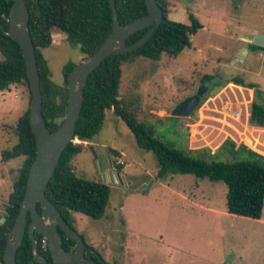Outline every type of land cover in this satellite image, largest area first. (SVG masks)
<instances>
[{"label": "rangeland", "instance_id": "obj_1", "mask_svg": "<svg viewBox=\"0 0 264 264\" xmlns=\"http://www.w3.org/2000/svg\"><path fill=\"white\" fill-rule=\"evenodd\" d=\"M166 1L170 20L188 24L192 14L202 28L192 36V47L175 58L125 62L119 99L155 137L176 148L174 131L182 146L194 153L208 150L220 155L218 149L230 139L264 156V129L248 123L253 90L231 82L240 77L264 92V51L247 42L264 33V0ZM51 38L52 45L40 53L51 82L65 89V65L84 58L60 32L53 31ZM207 81L197 109L187 118L173 119V108ZM30 99L25 84L0 92V154L15 145L6 128L26 112ZM79 144L83 150L71 160L74 173L108 185L110 193L101 219L73 212L72 222L106 264H264V210L260 220L228 214L222 181L181 174L157 178L155 155L137 146L112 110L105 111L94 138ZM119 157L124 162L120 171L115 164ZM225 158L221 154L219 160ZM23 160L4 163L0 155V219ZM142 186L145 189L139 190Z\"/></svg>", "mask_w": 264, "mask_h": 264}, {"label": "trees", "instance_id": "obj_2", "mask_svg": "<svg viewBox=\"0 0 264 264\" xmlns=\"http://www.w3.org/2000/svg\"><path fill=\"white\" fill-rule=\"evenodd\" d=\"M164 18L160 27L151 38L133 52L111 55L92 72L83 92V105L75 127V137L90 142L101 129L105 111L112 110L129 129L137 146L152 152L157 159V178L166 174L194 175L199 179L222 181L227 187L226 211L230 215L260 220L264 210V156L253 152L246 146L227 139L218 149L220 155L210 151L191 152L182 146L180 135L176 148L155 137L153 130L143 121H138L119 99L122 66L131 58H145L158 61L162 55L175 58L185 49L192 47L191 38L202 28L198 19L190 14L188 24L168 18L167 1L157 0ZM29 12L28 28L35 48L42 94V116L51 133L63 121L67 108V88L55 86L50 80L47 64L40 50L52 45L51 34L58 31L65 36L71 48L79 50L83 58L92 56L105 41L112 30L113 14L109 0H25ZM12 3L0 0V25L8 29V17ZM118 22L121 26L135 21L147 14L145 0H114ZM148 28L128 37L127 45L138 41ZM254 50L264 48L249 45ZM0 92L9 90L13 85L25 84L29 80L23 53L19 44L0 30ZM75 63H68L63 69L65 84ZM232 83L253 90L254 99L249 109V125L264 129V92L255 84H246L240 77H233ZM30 93V90H29ZM31 96V94H30ZM29 108L20 116L15 125H8V132L16 139L11 150L1 152V160L23 157L18 176L12 185L5 207L4 222L0 224V264L8 235L17 218L25 193L30 166L35 160L37 146L28 123ZM179 120V118H173ZM177 124V123H176ZM175 124V125H176ZM174 125V128H175ZM179 143V144H178ZM82 144L70 143L63 151L57 168L51 177L45 196L60 212L69 225L71 213H81L93 220L104 216L109 199L110 187L106 184L88 181L76 176L71 160L81 153ZM112 153L119 155L116 151ZM221 154L226 157L220 161ZM223 157V156H222ZM117 166V170H121ZM42 235L37 236L39 255L53 264L47 246L42 247ZM74 241L64 239L63 248L69 250ZM86 257L104 263L103 258L88 245ZM17 264H40L34 259L31 242L27 235L16 253Z\"/></svg>", "mask_w": 264, "mask_h": 264}, {"label": "water", "instance_id": "obj_3", "mask_svg": "<svg viewBox=\"0 0 264 264\" xmlns=\"http://www.w3.org/2000/svg\"><path fill=\"white\" fill-rule=\"evenodd\" d=\"M6 2L12 3L8 17V29L4 30L0 25V30L17 42L23 53L31 94L28 123L35 137L37 154L28 172L25 193L17 218L8 235L3 256L4 264H17L16 253L22 244L26 228L37 263L48 264L39 255L34 232L39 233L46 240L54 264H98L85 258L84 254L87 249L85 241L76 230L63 220L60 212L46 198L45 192L63 151L75 138V127L80 117L83 92L89 75L109 56L133 52L142 47L160 27L164 18L163 11L157 0H145L147 14L125 26H121L118 22L114 0H109L113 14L112 30L92 56L84 58L74 66L67 79V108L63 121L55 131L50 133L41 113L40 76L35 48L28 28L29 12L25 0H6ZM146 28L148 30L138 41L127 45L126 40L129 36ZM247 42L264 48V33L256 34L251 41ZM243 51L247 53L246 49ZM206 91L205 85L200 86L194 95L185 98L173 108L170 113L171 117H189L199 106ZM117 177L119 178V175ZM103 180L104 183L107 182L104 175ZM143 189L145 186L139 190ZM28 214L31 220L27 225ZM4 220L1 218L0 224ZM58 227L64 231L67 239L74 241L75 244L71 251L63 249V240L58 233Z\"/></svg>", "mask_w": 264, "mask_h": 264}, {"label": "flooded vegetation", "instance_id": "obj_4", "mask_svg": "<svg viewBox=\"0 0 264 264\" xmlns=\"http://www.w3.org/2000/svg\"><path fill=\"white\" fill-rule=\"evenodd\" d=\"M207 84H209V81H207V82H205L203 85H207ZM202 86V85H201ZM200 87V86H199ZM38 211L40 212V207H39V205H38ZM4 218V217H3ZM30 220H31V218H30V215L28 214V216H27V225L29 224V222H30ZM64 220V219H63ZM67 223V222H66ZM68 224V223H67ZM69 225V224H68ZM70 227H72L74 230H75V227L73 226V222H72V224L71 225H69ZM57 230H58V233L61 235V237H62V240H63V243H64V239H67L66 238V236H65V233H64V231L61 229V228H57ZM25 235H27V237H28V234H27V228H26V231H25V234H24V236ZM39 235V233H36V232H34V238H35V241H36V243L38 244V242H37V236ZM28 239H29V237H28ZM23 240V239H22ZM67 240H69V239H67ZM30 241V240H29ZM75 244V243H74ZM87 245V244H86ZM62 247H63V244H62ZM73 248V247H72ZM72 248L71 249H69V250H65L64 248V250L65 251H71L72 250ZM87 248H88V245H87ZM87 250V249H86ZM86 250H85V254H84V256H85V258H87L86 257ZM87 259H89V260H92V261H94V259L93 258H91V257H89V258H87ZM47 261V260H46ZM48 262V261H47ZM52 262H53V259H52ZM94 262H96V261H94ZM98 264H106L105 262L104 263H100V262H97ZM53 264H54V262H53Z\"/></svg>", "mask_w": 264, "mask_h": 264}, {"label": "built area", "instance_id": "obj_5", "mask_svg": "<svg viewBox=\"0 0 264 264\" xmlns=\"http://www.w3.org/2000/svg\"><path fill=\"white\" fill-rule=\"evenodd\" d=\"M236 115H238V113H236ZM82 141H80V140H78L76 137L74 138V140L72 141V143H74V144H79V143H81ZM115 164L117 165V166H121V165H123L124 164V162H123V160L121 159V157H119V158H116V160H115ZM115 180H116V182H119V178L117 177V176H115ZM42 247H45V246H47V242H46V240L43 238L42 239Z\"/></svg>", "mask_w": 264, "mask_h": 264}, {"label": "crops", "instance_id": "obj_6", "mask_svg": "<svg viewBox=\"0 0 264 264\" xmlns=\"http://www.w3.org/2000/svg\"><path fill=\"white\" fill-rule=\"evenodd\" d=\"M85 143H86V142H85ZM170 192H171V194H172V195H174V194H175V192H174L173 190H170Z\"/></svg>", "mask_w": 264, "mask_h": 264}]
</instances>
